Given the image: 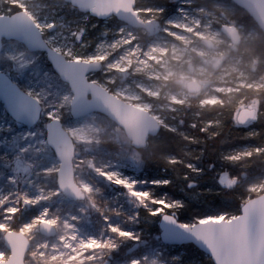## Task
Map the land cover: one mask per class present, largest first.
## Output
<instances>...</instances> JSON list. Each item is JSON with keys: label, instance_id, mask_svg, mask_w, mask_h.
<instances>
[{"label": "rangeland", "instance_id": "rangeland-1", "mask_svg": "<svg viewBox=\"0 0 264 264\" xmlns=\"http://www.w3.org/2000/svg\"><path fill=\"white\" fill-rule=\"evenodd\" d=\"M167 1L174 5L136 0L135 9L144 21L153 24L152 32L134 28L115 17L96 19L89 13L74 12L67 3L53 0H0V15H7L11 6L17 5L33 17L45 40L66 59L101 60L103 70L90 74L89 78L113 89L123 88L120 98L126 101L139 99L129 95L130 90L143 89L145 98L158 95L148 86L160 83L161 65L176 52L173 43L194 50L195 55L206 59H215L209 55L213 50L234 44L222 33L223 24L239 27L242 41L237 45L243 42L246 47L242 48L238 59L243 62L251 58L250 51L258 33L255 29L246 31L233 4L227 3L228 7L223 8V0ZM259 60L264 62V56ZM0 71L39 100L46 119L32 128L19 124L0 99V261L10 256L4 241L9 230L22 231L29 237L31 247L26 254V264H36L37 257L46 264H104L108 259L110 264H175L174 259L180 260L185 250L179 253L163 245H148L138 229L140 206L161 217L178 203L155 190L164 176L151 178L144 172L141 153L110 129L107 132L92 130L98 126L96 118L103 114L93 113L80 119L71 116V88L45 53L31 52L15 40H4ZM114 77L115 83H112ZM263 85L259 75L255 81L241 77L215 88L214 94L198 104L175 99L172 104L176 111L151 113L163 127L175 129L173 120L181 105L197 111L211 105L222 106L226 96H242L247 89ZM133 104L150 111L141 103ZM250 106L255 107V104L242 97L238 106L232 108L235 121L237 112ZM199 115L197 112L195 117ZM52 118L64 123L75 142L76 180L85 193L84 200H73L58 189L60 161L47 143L45 129L46 122ZM200 122L211 127L218 123V116ZM247 129L250 134L254 132L250 124ZM11 135L12 141L9 140ZM254 149L260 150L251 144L232 147L225 150L223 157L237 160L250 155ZM222 172L219 180L222 185L228 184ZM229 178L238 180V176ZM247 190L248 199L264 192V177L252 181ZM226 216L223 212L203 220L232 218ZM42 221L55 225V236L47 237L39 231ZM128 243H139L138 252L133 250L126 254V249L132 245ZM106 255L112 258L107 259Z\"/></svg>", "mask_w": 264, "mask_h": 264}, {"label": "water", "instance_id": "water-1", "mask_svg": "<svg viewBox=\"0 0 264 264\" xmlns=\"http://www.w3.org/2000/svg\"><path fill=\"white\" fill-rule=\"evenodd\" d=\"M77 7L83 13H89L98 19L116 17L134 28L153 31V24L144 21L136 11V0H63ZM244 9L264 33V0H231ZM221 31L232 43L241 42L237 26L223 24ZM4 40L22 43L29 51L46 54L61 79L68 83L73 93L70 113L74 119L89 114L110 111L116 122L127 129L132 138L133 147L148 143L161 130V123L154 115L133 103L122 105V98L113 95L99 83L89 79L90 74L103 70L101 60H68L44 38L33 17L25 10L10 15H0V55ZM94 66H100L99 68ZM0 99L8 112L24 126L33 127L42 114V106L37 98L28 94L5 72L0 71ZM149 113L146 117L145 114ZM255 110L243 108L236 115L237 122L245 125L254 120ZM157 124L153 130L152 125ZM47 142L60 161L57 171V186L60 191L73 199H84L85 193L76 182L74 168L75 145L72 136L58 118L46 123ZM224 178H227L226 176ZM233 183V182H232ZM194 182L189 183L193 186ZM162 243L170 246L193 244L207 254L214 264H264V192L248 199L241 206V212L230 219L200 220L185 224L170 212L159 219ZM39 231L47 237L55 236V225L42 221ZM10 256L0 264H26L25 256L31 247V241L22 231L10 230L4 236ZM138 246L136 243L128 252ZM104 264H110L106 261Z\"/></svg>", "mask_w": 264, "mask_h": 264}, {"label": "trees", "instance_id": "trees-1", "mask_svg": "<svg viewBox=\"0 0 264 264\" xmlns=\"http://www.w3.org/2000/svg\"><path fill=\"white\" fill-rule=\"evenodd\" d=\"M53 1L64 3L62 0ZM153 1L158 5H174L167 0ZM223 1L235 6L236 16L245 25L246 31H257L258 36L250 53L251 57L256 55L260 59L264 55H260L261 49L256 45L264 33L244 9L231 0ZM67 6L74 12L78 11L71 4L67 3ZM11 8L8 14L21 9L17 5H12ZM246 92L255 104V107L250 106L255 110L254 120L250 123L254 130L252 134L247 129L249 124L242 125L235 121L232 108L211 105L197 111L191 106L181 105L173 120L176 128L162 126L159 134L149 139L147 150L137 149L142 155L143 171L151 178L164 176L162 184L156 185L155 190L159 195L165 194L177 200L176 207L167 211L174 213L182 223L193 224L223 212L227 214V218L238 215L249 196L247 187L257 178L264 177V85L249 88ZM197 112L200 113L199 117H195ZM211 116H218V123L205 127L200 121ZM41 120H46L43 113ZM246 144L260 150L254 149L250 155L237 160H227L223 157L226 149ZM220 172L222 178L227 177L224 179L228 180V184L222 185L219 180ZM230 176H238V180H230ZM191 182H194L193 186H189ZM159 219L160 215L152 213L144 206L139 207L138 229L143 233L148 245H163L179 253L185 250L180 260L174 259L175 264L180 261L184 264H214L208 255L193 244L176 247L163 244L159 237ZM147 235L148 237H145ZM134 244L126 249V254ZM134 251L137 253V248ZM105 257L112 258V255Z\"/></svg>", "mask_w": 264, "mask_h": 264}, {"label": "clouds", "instance_id": "clouds-1", "mask_svg": "<svg viewBox=\"0 0 264 264\" xmlns=\"http://www.w3.org/2000/svg\"><path fill=\"white\" fill-rule=\"evenodd\" d=\"M221 7L227 8L228 5L225 3ZM172 47L176 48V52L166 57L164 63L161 65L163 71L158 72L161 77L160 83L148 86L151 87L154 93H158V95L145 98L143 89L140 92L130 90L129 95L137 96L139 99L136 101L121 99L120 103L122 105L141 103L146 108H149L150 112L167 109L176 111L177 109L172 104V101L175 99H182L186 103L196 102L198 104L200 100L207 98L210 94H214L215 88L226 85L241 77L255 81V77L259 75L260 80L264 81V62L260 61L258 56L254 55L243 62L238 59L242 48L246 47L243 45V42L241 45L231 44L223 49L213 50L209 55L215 57V59L201 58L194 54V50L181 48L174 43ZM256 47L261 49L260 55H264V35L261 36ZM94 67L99 68L100 66ZM115 79L114 77L112 83H115ZM98 86L105 88L108 92L118 97L124 91L123 88L119 87L113 89L106 83H100ZM242 97L244 100L254 103L248 93H244L242 96L233 94L226 96L224 105L220 107L235 108L241 102ZM102 111L104 112V116L96 118L98 126L93 127V131L107 132L110 129L121 140L135 143L132 141L127 129H124L122 125L114 120L110 111ZM148 115L149 113L145 114L146 117ZM156 127L157 124H153L150 130ZM138 147L147 150L148 145L144 143L138 145ZM36 251L39 252V249ZM36 264H46V261H42L37 257Z\"/></svg>", "mask_w": 264, "mask_h": 264}, {"label": "bare ground", "instance_id": "bare-ground-1", "mask_svg": "<svg viewBox=\"0 0 264 264\" xmlns=\"http://www.w3.org/2000/svg\"><path fill=\"white\" fill-rule=\"evenodd\" d=\"M0 124H1V123H0ZM1 127H2V126H1ZM9 128H10V130H11L12 127L9 126ZM9 140L12 141V135L10 136ZM0 146H1V144H0ZM0 197H1V196H0ZM1 198H2V197H1ZM10 209H11V208H10ZM4 210H5V209H4Z\"/></svg>", "mask_w": 264, "mask_h": 264}]
</instances>
